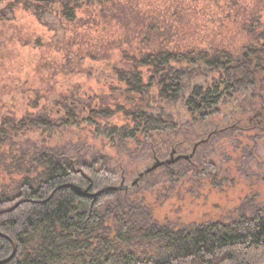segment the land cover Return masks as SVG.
Segmentation results:
<instances>
[{"label":"trees","instance_id":"obj_1","mask_svg":"<svg viewBox=\"0 0 264 264\" xmlns=\"http://www.w3.org/2000/svg\"><path fill=\"white\" fill-rule=\"evenodd\" d=\"M259 1V8L248 12L238 9L232 17L221 18V21H226L222 25L232 33L229 35L232 44L239 43L234 48L228 43L227 31L223 30L206 37V44L202 40L184 43V37L199 35L196 28L189 27L184 36L179 33L181 41H175L178 46L171 50L162 47L161 42L152 41L146 51L128 52L121 46L126 47L131 37L147 44L150 36L162 41L161 37L168 36L163 33L164 30L168 32V28L172 31V27L151 25L141 31L137 30L141 23L138 22L133 28L119 29L114 22L121 16H114L116 13L112 15L111 12L106 14L102 9L112 3L111 0H14L15 3L0 0V7L3 5L0 8V25L5 26L11 21L9 15L22 7L23 11L32 12L39 21H57L59 29L65 31L56 41L54 50L63 54L59 61L45 56L38 63H46L53 69L47 74L49 80L40 78L39 86L58 83V86L49 89L40 87L38 90L39 99L46 103L41 107L33 105L37 113L25 110L20 117H0V211L20 200L26 201L0 215V234L8 237L15 246V255L7 264L264 263V190L257 192L254 181L247 182L248 179L241 178L237 167L235 174L247 192L236 207L216 217L205 214L200 220H171L173 211L180 214L191 204L186 206V196L195 197L194 203H198L200 197L207 198L204 188L207 187L210 192H223L224 188L234 185L235 177L229 174V170L223 172L220 162L206 164L200 161L198 149L210 147L207 140L190 143L192 149L197 147L192 157L182 162V181L169 182V185L165 181L150 197L148 191L139 187L135 189L138 183L131 191L125 189L127 193L118 194L119 189L112 187L115 170L105 157L87 156L79 154V151L69 155L66 148L56 146L51 138L57 129L77 128L83 124L93 127L96 137L116 138L121 142H147L164 134L177 133V129L186 125L179 126L173 120L168 121L163 108L167 101L174 103L176 94L181 92L175 86L179 78L171 66L183 64L185 67L191 65L193 69L195 66L204 67L220 75L213 86L192 90L184 103L192 115L210 117L229 92L250 85L249 94L237 106L238 115H248L240 120L238 130L249 131L253 135L261 133L264 138V24L259 21L264 11V0ZM246 3L232 2V8L236 9L237 5L244 8ZM82 6H92L93 9L86 23L89 31H97V27L105 31L117 28L120 36L114 37L124 43L117 47L120 43L113 40L106 43L105 50L101 52L100 48L95 46L93 49L92 44L85 42L83 48L86 50L76 52L73 48L77 42L74 40L80 34L76 30L81 28L75 25L76 12ZM234 28L236 32H233ZM172 36L174 34L170 33ZM113 52L115 61L107 68L113 79L106 86L107 91L102 89L92 98L82 97L77 89L81 84L75 83L85 70L89 71L82 67V62L110 63ZM109 54L112 55L108 57ZM73 66L78 69L69 70ZM230 71H239L242 75L231 79ZM71 75L74 79L66 78V85L59 84L63 79L59 77ZM144 77L148 79V84L153 81L156 85L152 100L143 91L148 86ZM58 87L59 92L55 91ZM150 100L154 103L152 107L156 108L154 115L150 113ZM50 102L64 109L62 117L50 110ZM71 102L86 103V111L82 112V107H70ZM39 129L41 134L37 135ZM215 134L212 132L208 139L216 141ZM233 142L232 153L238 156V159L234 158V163L239 164L240 154L244 155L241 152L243 149L246 152L245 146L250 148L248 155L253 149L247 143L249 141L242 142L235 137ZM174 146L168 149L170 153L176 151L177 146ZM193 159L198 160L197 164L193 165ZM179 162L181 160L175 164ZM202 165L205 168L198 170ZM171 166L158 170L164 169L171 175ZM207 169H210V174L204 172ZM76 187L80 190L89 187L91 196L79 195L75 192ZM254 193L260 194L259 199ZM160 201L167 207L159 204ZM11 251L10 242L0 236V261L7 258Z\"/></svg>","mask_w":264,"mask_h":264},{"label":"rangeland","instance_id":"obj_2","mask_svg":"<svg viewBox=\"0 0 264 264\" xmlns=\"http://www.w3.org/2000/svg\"><path fill=\"white\" fill-rule=\"evenodd\" d=\"M9 1L13 2L14 0ZM111 2L110 4H106V7L102 9L105 10L106 14L111 12L112 15L116 13L114 16H121L120 18L117 17V20L114 22L115 27L119 29H124V27L133 28L134 24L141 22L140 24L142 25L138 23L137 30L140 29L141 31H145L146 27L148 28L151 25L159 26L162 24H164L166 28L171 26L173 30L171 31V29L169 30L168 28V32L164 30L163 33L168 36L166 38L161 37L162 41L156 39V37L150 38V36L148 38V40H150L148 44L142 40L139 41L138 38L131 37L128 45L125 47L122 45L124 42L121 43L120 40H117V36H120V32H118L117 28L105 31L97 27V31L94 29L89 31L88 28H86V23L93 9H91L92 6H82L76 12L75 25L81 27L76 30L80 33L77 40H74L77 42V46L73 48L76 52L79 49L81 50L79 52L86 50L83 48L85 42L92 44L93 49H95L94 47L96 46V49L100 48L101 52H103L106 48V43L113 40L120 43L117 44V47L122 45L121 49L128 52H139V50L146 51L145 49L150 47L152 41L155 43L161 42L162 47L171 50V48L178 46L176 42L181 41L179 40V33L184 36V33H186L189 27H192L193 30L196 28L195 30H198L199 35H195L196 38L192 35L184 37V43L202 40L203 44H206L208 41L206 37L213 36L220 30L227 31V37L232 35L230 30L222 25V23L225 24L226 21H221V18L227 15L232 17L233 14L235 15L234 11H238V9L248 12V10L252 11L260 7L259 0H111ZM232 2H238V4L247 2V5L243 6L244 8H240L239 5H237L236 9H233ZM172 5H174V7H170ZM2 6L0 8H2ZM56 7L58 6L56 5ZM132 15H134L135 18H133ZM260 15L259 21L264 24V11ZM8 19L11 21L5 23V26H3L4 24L0 25V117L5 115L20 117L25 110H28L30 113H37L35 112L36 110L33 109L34 104L41 107L46 103L45 100L39 99L40 94L38 90H40V87L49 89L51 86H58V83L56 85L53 82H49L47 86H39L40 78L44 81L49 80L47 74L53 69H50L51 66L46 65L43 61L42 63L44 65L38 63L39 61L41 62V59L45 58V56H51L55 60L63 56V54L60 55L54 50L55 46H57L56 41L61 39L65 31L59 29L57 21H39L33 16L32 12L23 11L22 7L16 8L14 13L9 15ZM233 32H236L235 28ZM170 33L174 34V36L170 37ZM222 33L224 34L225 32ZM69 35L70 33H68V36ZM114 35L117 36L114 37ZM52 36L55 39L52 38ZM48 38L51 40H46ZM229 38L228 43L231 44V46L234 45L233 48L239 45L238 42L232 44V37ZM179 47L193 48V46ZM126 48H128V50ZM111 55L112 54H109L108 57ZM114 58H116V56H114L113 52L110 63L107 61L93 63L90 60L82 62V67L84 66L85 69H89V71L85 70V74L82 73L80 75L81 77H77V81H75V83L81 84V86H77V89L82 97L85 98L87 95L92 98V96L99 94L102 89L107 91L105 84L110 82V77H108L110 70L107 68L113 64L115 61ZM48 63L49 62H47V64ZM171 67L174 68L179 78L175 86H177L178 89L180 88L181 92L176 94L174 103L169 101L165 103L163 114H165L168 121L173 120L179 126L182 124L186 125L183 128L177 129V133L164 134L153 138L151 141L144 140L147 142H143V140L138 142L125 140L121 142L116 138L110 140L105 139L104 136L96 137L92 132V130H94L93 127L90 128L83 124V126L80 125L81 127L79 126L77 128L69 127L61 130L52 129L55 131H53L54 133L51 135V138L56 146L66 148L69 155H73L74 152L79 151V154H85L87 156L95 155L105 157L109 166L115 170V182L112 187L119 189L118 194L121 195L123 192L127 193L131 191L133 187H131L130 184L138 180V185L135 189L139 187L141 190L148 191L150 197L156 193V188L161 185L163 186V182L166 181L165 184L168 182L169 185V182L172 184L173 182L180 183L182 181L180 178L183 172L182 169H184V164L182 162H185L186 159H182L181 163L179 162L171 166V172H173L175 176H173V174L169 175L170 172L166 173L164 169H156L151 173L145 174L141 180L137 178L138 174L150 168L156 161L168 160L170 154L168 149L173 145H175L174 148L177 146L176 153H174L175 158L186 157L189 159L194 152L190 143L197 141L205 142L207 140L210 147L207 146L203 150L198 149V155L201 156L200 161L206 164L210 162L215 164L217 161L220 162L223 167V172L229 170V174L235 177L233 180L234 185H229L227 189L224 188L223 192H221V190L210 192L206 187L203 192L207 194V198L205 199L204 196L200 197L199 192L200 198L198 203H194L196 200L195 197L190 198L186 196V206L191 204L180 214H176L177 212L173 211L174 214H171V220L184 222L189 220H200L205 214L216 217L221 213L230 211L246 197L245 193L247 190H245L246 188L244 189V185L239 182L240 179L235 174V167H237L236 169L238 172H236L241 178L242 176L245 177L248 179L247 182L251 180L254 181L253 184H255V190L257 192L264 190V138L260 135L261 133L253 135V133L249 131L238 130V127L241 125L240 120L248 115H238L236 111L238 110L237 106L240 105L242 98H245V96L249 94L250 85H247L245 88L241 87L235 92H229L225 99L214 109L212 115L208 118H203L196 114L192 115L185 108L184 103L191 95L193 89L216 84L220 76L219 73L199 66H195L194 69L191 65L185 67L184 64ZM76 69H78V67L73 66V68H69L71 71H76ZM230 72V76H232L231 79H237L242 75L239 71ZM73 77L72 75L69 77H59L63 78L62 82L59 84L65 83L66 85V78L74 79ZM144 81L148 86H145L143 91H145L149 99L152 100L155 97L156 85H153V81H150V84H148V79L145 77ZM55 91L59 92V87L55 89ZM151 100L150 113L154 115L156 114V108L152 107L154 103H152L153 101ZM51 110L54 112L55 108ZM158 115L161 116L160 113H158ZM101 125L103 126V123ZM40 130L41 129L37 132V135L41 134ZM212 132H216L215 136L218 138L216 141L215 139L213 141L212 138L208 139L207 137ZM233 134L237 140L240 139L242 142L249 141L247 143H250L253 149L250 150V154L248 155L247 151L250 148L248 145L245 146L246 152L244 149L241 152H244V155L240 154L242 158L239 164L234 163V158L238 159V156L233 155L235 152L232 153V148H234L235 145L233 142L235 138ZM30 136L31 135H28L27 137ZM197 162L198 160H192L193 165L197 164ZM203 166L205 165H202V168L198 167V170L205 168ZM208 170L210 169L204 172L210 174ZM200 174H202L201 171ZM170 176L171 178H169ZM0 183H2V180ZM189 186L191 187V185ZM125 189H128V191H125ZM256 194H258L259 199L260 194L254 193L253 195ZM163 203H161V201L159 202V204L167 207V205ZM161 212L160 210L159 214H161Z\"/></svg>","mask_w":264,"mask_h":264},{"label":"flooded vegetation","instance_id":"obj_3","mask_svg":"<svg viewBox=\"0 0 264 264\" xmlns=\"http://www.w3.org/2000/svg\"><path fill=\"white\" fill-rule=\"evenodd\" d=\"M111 72H110V74H109V76L108 77H110V82L112 81L111 79H113V77H111ZM110 82L109 83H107V84H105L106 86H108L109 84H110ZM85 97H87V95L85 96ZM70 107H76V108H78V107H82L81 108V111L82 112H84V111H86V103H80V102H78V104L77 103H73V102H71L70 104ZM48 106L50 107V110L51 109H54L55 108V110H54V112H55V114L58 116V117H62L63 115H64V109L61 107V106H57V105H53L51 102L48 104ZM150 106V105H149ZM66 116H68V115H66ZM196 147L197 146H195L194 147V152H195V149H196ZM194 152H193V154H194ZM174 153H176V152H172V153H170V156H169V159L168 160H164V161H158V162H168V164H165V165H162V166H160V167H158V168H161V167H167V166H171V165H173V164H175L178 160H182V159H187V158H184V157H177V158H179V159H177V158H175V156H174ZM192 154V155H193ZM191 155V156H192ZM157 168V169H158ZM146 170V169H145ZM144 177V176H143ZM142 177V178H143ZM142 178H140L139 180H141ZM138 183V180H135V181H133L131 184H130V186H135L136 184ZM87 195L89 196V195H91V193H89V191L87 192ZM22 201V200H21ZM23 204V203H22ZM21 205V204H20ZM14 206V205H13ZM11 208V207H10ZM8 209V208H7ZM6 210V209H5ZM2 211H4V210H2ZM1 212V211H0ZM3 214V213H2ZM1 214V215H2ZM1 235H3V234H0V236ZM3 236H5V235H3ZM6 237V236H5ZM7 239H5V238H3V239H5V240H7V241H9L10 242V244H11V246L13 245L14 246V244L12 243V241H10V239H8V237H6ZM14 248H15V246H14ZM12 252V251H11ZM14 255H15V252H14ZM14 255H13V257H14ZM10 256V255H9ZM8 256V257H9ZM7 257V258H8ZM13 257H12V259H13ZM6 259V258H5ZM4 259V260H5ZM11 259V260H12ZM10 260V261H11ZM1 261H3V260H1ZM10 261H8V262H10ZM7 262V263H8ZM7 263H5V264H7Z\"/></svg>","mask_w":264,"mask_h":264},{"label":"water","instance_id":"obj_4","mask_svg":"<svg viewBox=\"0 0 264 264\" xmlns=\"http://www.w3.org/2000/svg\"><path fill=\"white\" fill-rule=\"evenodd\" d=\"M184 158H186V157H184ZM177 159H179V158H177ZM165 164H168V162H158V161H156V162H155L150 168L144 170L142 173H139L137 178L140 179V178H142L145 174L151 173L152 171L156 170L158 167H160V166H162V165H165ZM74 189H75V192L78 193L79 195H81V196H88V195H87V192L89 191L90 188L88 187V188H86L85 190H80L78 187H76V188H74ZM90 196H91V195H89V197H90ZM25 202H26L25 200H22V201L17 202V203H16L14 206H12L11 208H8V209H6V210H4V211H1V212H0V215H1L2 213H6V212H10V211L14 210V209L17 208L20 204L25 203ZM1 237L7 239V238H6L5 236H3V235H1ZM14 252H15V248H14V246L12 245V252H11L10 256H9L8 258H6L5 260L0 261V264H5V263H7L8 261H10V260L12 259L13 255H14ZM263 264H264V263H263Z\"/></svg>","mask_w":264,"mask_h":264}]
</instances>
